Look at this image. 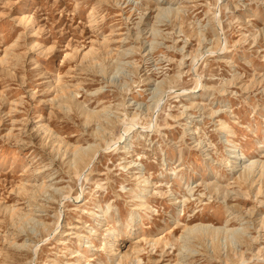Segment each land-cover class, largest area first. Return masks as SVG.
Segmentation results:
<instances>
[{"label": "rangeland", "instance_id": "374dc122", "mask_svg": "<svg viewBox=\"0 0 264 264\" xmlns=\"http://www.w3.org/2000/svg\"><path fill=\"white\" fill-rule=\"evenodd\" d=\"M259 145L264 0H0V264H264Z\"/></svg>", "mask_w": 264, "mask_h": 264}, {"label": "bare ground", "instance_id": "6f19581e", "mask_svg": "<svg viewBox=\"0 0 264 264\" xmlns=\"http://www.w3.org/2000/svg\"><path fill=\"white\" fill-rule=\"evenodd\" d=\"M157 11H158V13H160V12H162V11H165L164 9H161V8H157ZM167 11V10H166ZM150 27V26H149ZM67 55V53H65L64 54V56H66ZM54 84V82L52 81V84H50V87L52 86ZM129 128L130 127H125L124 128V132H127L128 130H129ZM264 146L263 145H259L256 149H255V151H254V153H252V154H258V153H260V151H261V149L263 148ZM98 150V149H97ZM231 152H233V151H231ZM95 153V149L94 150H92V153H91V157H90V162L92 161V159H93V155H95L94 154ZM87 154V152H85V149L84 148H81V147H79V146H74V147H72L71 149H70V156H71V162L72 163H74L75 164V162L76 161H79V160H82L83 159V157L85 156ZM243 155H233V154H229L228 155V158H233V159H235V160H231V161H229V163H230V165H229V167L230 168H228V169H230V171H234V172H237V171H240V172H243V171H251L252 170V168L255 166V164H256V160H249V159H246L245 161H241L240 160V158L242 157ZM89 163V162H88ZM87 163V164H88ZM258 164H260L261 165V167H263V165H264V161H261V162H259ZM259 168V167H258ZM101 215L100 214H98V213H96L95 214V217L96 218H98V217H100ZM227 225V222L223 225V226H218V227H216V228H211V229H207V225H202V224H195V225H193V226H190V227H188V228H186L185 230H186V232H191L192 230H195V229H199V230H201V232L203 231V232H206V231H208V230H211L212 232H221V231H223V232H225V233H228L229 232V228L228 229H226L225 228V226ZM231 230H233V229H231ZM234 231V230H233ZM235 231H237V230H235ZM230 233V232H229ZM231 233H233V232H231ZM236 233V232H235ZM218 234V233H217ZM223 235V234H222ZM221 235V236H222ZM227 235V234H226ZM112 237H114V234L112 233ZM228 237V236H227ZM226 237V238H227ZM229 237H230V234H229ZM228 237V238H229ZM223 239H224V237H223ZM230 239H232V234H231V237H230ZM229 239V240H230ZM214 240V239H213ZM88 241H86L85 243H87ZM158 242V240H154L153 241V243L155 244V243H157Z\"/></svg>", "mask_w": 264, "mask_h": 264}]
</instances>
